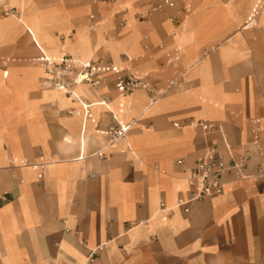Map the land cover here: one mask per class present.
<instances>
[{
    "label": "crops",
    "instance_id": "0c3cea01",
    "mask_svg": "<svg viewBox=\"0 0 264 264\" xmlns=\"http://www.w3.org/2000/svg\"><path fill=\"white\" fill-rule=\"evenodd\" d=\"M258 1L202 0L180 41L183 20L171 21L170 7L118 31L109 15L119 4L98 5L106 18L100 25L97 12L88 14L89 23L97 18L93 35L84 0H13L18 21L0 18V264H264V177L256 175L264 167V10L248 23ZM51 28L76 32L60 43ZM15 32L23 35L11 45ZM39 49L114 63L129 55L133 74L167 92L153 105L144 89L120 96L113 74L97 89L77 86L98 128L138 119L100 157L106 138L95 124L69 114L79 104L26 63ZM199 120L215 129L206 133ZM213 143L231 166L224 191L184 212L176 204L193 193L187 171ZM12 158L51 163L40 177Z\"/></svg>",
    "mask_w": 264,
    "mask_h": 264
},
{
    "label": "built area",
    "instance_id": "2783aa9c",
    "mask_svg": "<svg viewBox=\"0 0 264 264\" xmlns=\"http://www.w3.org/2000/svg\"><path fill=\"white\" fill-rule=\"evenodd\" d=\"M93 2H116L118 0H92ZM176 0H162L152 6L143 9L139 14L142 18L146 19L154 12L163 10L166 7L175 8ZM184 12L191 11V3L187 2L183 6ZM264 10V0H259L252 8L249 22L251 23L257 16ZM91 21L90 27L92 30L97 28L96 14L89 15ZM177 15L170 16L171 21H175ZM177 29L172 31L175 35ZM179 48L175 49L179 52ZM133 58L129 55L126 56L125 61L120 63L102 62L94 59H83L75 57L72 54H63L60 59H53L48 57L43 52L37 61L43 67L44 79L50 86L63 91L73 102L79 104V107H72L67 110L69 114H79L85 121H91L95 124L96 131L106 138V145L96 154L100 157H107V150L115 147L121 140L126 139L129 131L138 122V119L131 121L118 120L116 115L113 118L117 119V125L111 126L108 129L98 128V122L92 112L93 103H88L84 100L83 96L77 91L76 87L81 84H86L91 88L97 89L100 87L102 80L105 76L113 74L117 76L115 88L118 90L120 96H127L138 89H144L149 93L150 105L155 104L161 97H163L166 89L156 88L147 79L146 75H135L130 71L129 63ZM104 103V102H100ZM125 106L120 105V112H123ZM175 126L181 127L179 122L174 123ZM206 133L215 129V124L205 120L195 122ZM259 132V128H256ZM131 148V147H130ZM247 157L238 161L235 167L242 166ZM183 163L182 159L178 160ZM51 162L42 160L39 162H29L26 158H12L11 164L14 166L30 165L41 177L43 171ZM231 166L228 164L227 158L224 153L219 149L217 144H210L206 146L202 152L195 157L194 167L187 171L186 179L193 189V193L186 198H179L176 207L183 209L184 212H189L191 205L196 201L204 198H211L218 196L224 191L225 176L229 172ZM257 177H264V167H259L257 170ZM164 206V204H163Z\"/></svg>",
    "mask_w": 264,
    "mask_h": 264
},
{
    "label": "rangeland",
    "instance_id": "374dc122",
    "mask_svg": "<svg viewBox=\"0 0 264 264\" xmlns=\"http://www.w3.org/2000/svg\"><path fill=\"white\" fill-rule=\"evenodd\" d=\"M84 1L87 2L88 5L91 6V8L86 12V14L84 16V19H85L84 21L86 22V26L89 28L90 33L94 35V34H96L97 31H93L91 29L90 23L88 21V14L90 12H92V11L97 12L98 13V18H99V21H100V25H101L102 21L106 17H104L101 13L98 12L97 6L98 5H104V6H107V7H112V9H113V4L115 2L100 3V4H96L95 5V4L92 3L91 0H84ZM159 1L160 0H130V5H128L125 8L114 9L113 12H112V9H111L110 13L111 12L112 13L109 16H110V18H113L116 21V26L115 27H116V29L118 31L119 30H125V29H127L128 24L131 22V19L133 17L137 18V19H144V18H142L140 16L139 13L143 9L147 8L151 3L159 2ZM201 1L202 0H177V7L174 8V12H175V14H178L183 20V24H182V26L179 29V33L183 29L186 28V24H187L188 20L191 18V16L198 9V6H200L202 4ZM37 2L48 3V0H37ZM187 2L191 3V11L189 13L184 12V10H183V6ZM34 8H37V7H34ZM20 15H21V9H20V5L18 3L13 2V0H0V18L13 17L16 21H18V17ZM47 24L51 25V21L50 22L48 21ZM50 31L53 34V36H55L60 43H65L69 38L73 39L74 38V33L76 32V30L73 29L70 33H68L65 30L59 29V28H51ZM113 31H114L113 28L105 29L104 34H105V37L107 38V40L113 41L115 39V37L117 35L115 33H113ZM26 34H28V33H26ZM22 35L23 34H19V33L17 34L16 32L15 33H11L10 37L11 38L15 37V40L13 42H11V45L12 44L13 45H17L19 43V38ZM102 51H103V47L98 49V51L96 52V55L93 56V58H97L100 55H102L103 54ZM62 52H64L65 54H71V52L69 50L62 51ZM42 53H43V51H41L40 49L37 50V54L35 56L25 60L26 63L27 64H35L38 67L39 66L42 67L40 62H38L36 59L35 60L33 59L34 57H36V56L38 57ZM106 54H109V53L107 52ZM7 57H10V61H9L10 63L20 62L18 55L5 56L4 58L7 59ZM100 57H102V56H100ZM14 58L16 60H14ZM0 60H1V56H0ZM98 137H100V136H98Z\"/></svg>",
    "mask_w": 264,
    "mask_h": 264
},
{
    "label": "bare ground",
    "instance_id": "6f19581e",
    "mask_svg": "<svg viewBox=\"0 0 264 264\" xmlns=\"http://www.w3.org/2000/svg\"><path fill=\"white\" fill-rule=\"evenodd\" d=\"M114 4H119V7H120V8H125V7H123L122 4H120V0L116 1ZM185 32H186V30H183V31H181L179 34L176 35L177 37H179L180 41H182V39H183V37H184V35H185ZM61 56H62V54L59 55L58 57H51V56H48V57L53 58V59H60ZM36 60H37V59H36ZM39 68H40V72H41V74L44 75V70H43V68L40 67V66H39Z\"/></svg>",
    "mask_w": 264,
    "mask_h": 264
}]
</instances>
